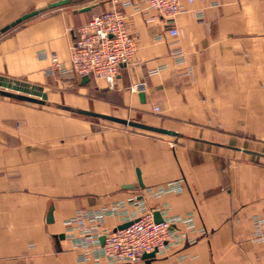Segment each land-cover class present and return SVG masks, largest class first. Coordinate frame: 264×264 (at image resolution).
Wrapping results in <instances>:
<instances>
[{"label":"crops","instance_id":"0c3cea01","mask_svg":"<svg viewBox=\"0 0 264 264\" xmlns=\"http://www.w3.org/2000/svg\"><path fill=\"white\" fill-rule=\"evenodd\" d=\"M54 1L0 0V29ZM145 6L90 0L0 35V89L47 94L30 103L0 94V264H95L79 261L66 221L134 196L150 209L168 206L170 216H193L196 242L151 264H264V240L253 239L256 218L264 231V0L184 2L176 37ZM112 8L124 10L138 42L115 87L47 75L51 62L42 54L68 61L79 26ZM179 48L183 65L172 57ZM140 82L146 88L132 90ZM106 116L176 135L104 125ZM179 180L180 192L146 193ZM120 224L111 216L104 227Z\"/></svg>","mask_w":264,"mask_h":264},{"label":"built area","instance_id":"2783aa9c","mask_svg":"<svg viewBox=\"0 0 264 264\" xmlns=\"http://www.w3.org/2000/svg\"><path fill=\"white\" fill-rule=\"evenodd\" d=\"M195 0H145L146 11L153 10L167 23V32L176 37L179 34L175 18L184 11L183 3ZM130 4L129 1H126ZM126 4V5H127ZM215 5V4H214ZM202 17L201 11H199ZM162 38V34L155 39ZM138 48L136 36L129 29L128 16L122 8H112L93 15L81 24L72 44L68 61L43 53L44 59H50L47 75H57L66 83L83 77L103 79L110 88H114L120 67L133 61ZM176 65L186 63V52L179 48L172 52ZM166 65L153 69L157 74ZM192 70L187 74H192ZM145 82L136 83L132 90H144ZM156 112L159 111L155 107ZM182 180L173 181L159 188H147L146 193L160 197L167 192L182 191ZM158 212L161 220L156 221ZM118 217L121 224L114 228L104 227L107 217ZM184 223L182 231L178 224ZM263 221L255 219V240H264ZM65 236L80 250L81 262L92 261L95 264H145V253L155 252L156 256L167 254L171 247L192 244L197 236L191 233L194 227L193 216H170L169 207L163 209L147 208L142 198L137 196L127 201H117L100 209H80L66 221ZM123 224L126 227L119 228ZM205 231L201 230L203 234Z\"/></svg>","mask_w":264,"mask_h":264},{"label":"water","instance_id":"95a60500","mask_svg":"<svg viewBox=\"0 0 264 264\" xmlns=\"http://www.w3.org/2000/svg\"><path fill=\"white\" fill-rule=\"evenodd\" d=\"M83 1H86V0H57V1L51 2L47 6L33 10L31 12H28V13L22 15L21 17L17 18L12 23L4 26L3 28L0 29V35L2 33H5L6 31H8L12 27H15L18 24L22 23L23 21H26L27 19L34 17V16H36V15H38L44 11L54 9V8H58V7H63V6L74 4V3L83 2ZM91 7H92L91 5H87L85 7H82L80 10L81 11H87V10L91 9ZM89 79H90L89 77H86L84 81H88ZM0 94L6 95L9 97L18 98L21 100L28 99L31 101L45 102V100L47 99L46 93H43L40 99L30 97V96L25 95V94L13 92V91L3 90V89H0ZM105 118L109 121L116 122V123H119L122 125H126V126H129L131 128H135L136 130H142L145 132H151V133L162 134V135H171V136L176 135V132L171 130V129L150 125V124H147V123H144V122H141L138 120H134V119H125V118H119V117H114V116H106ZM155 218H156V221L161 220L158 212L155 213ZM127 225L128 224H123L119 228L126 227ZM143 257L146 260V264H151L152 260H154L156 258V254H155V252L145 253Z\"/></svg>","mask_w":264,"mask_h":264},{"label":"rangeland","instance_id":"374dc122","mask_svg":"<svg viewBox=\"0 0 264 264\" xmlns=\"http://www.w3.org/2000/svg\"><path fill=\"white\" fill-rule=\"evenodd\" d=\"M90 0H87V1H84V2H82L81 4H85V3H87V2H89ZM100 1H102V0H100ZM81 4H79V5H81ZM94 121H98V119L97 120H94ZM102 123H104V125L105 124H113V125H120L121 127H125V126H123L122 124H119V123H114V122H110V121H103ZM127 128H129V129H133V128H131V127H129V126H127ZM138 131H142V130H138Z\"/></svg>","mask_w":264,"mask_h":264},{"label":"trees","instance_id":"16d2710c","mask_svg":"<svg viewBox=\"0 0 264 264\" xmlns=\"http://www.w3.org/2000/svg\"><path fill=\"white\" fill-rule=\"evenodd\" d=\"M86 1H87V0H86ZM83 2H84V1H83ZM81 3H82V2L74 3V4H70V5H66V6L74 7V6H78V5L81 4ZM23 101L26 102V103H30V102H31V100H28V99H23ZM123 126L127 127L126 125H123ZM132 130H135V131H136L135 128H133Z\"/></svg>","mask_w":264,"mask_h":264}]
</instances>
